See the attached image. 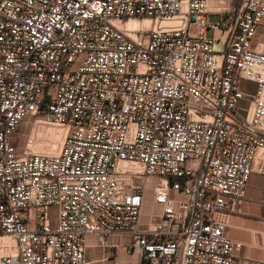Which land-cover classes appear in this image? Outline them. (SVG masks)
Instances as JSON below:
<instances>
[{
	"label": "built area",
	"instance_id": "1",
	"mask_svg": "<svg viewBox=\"0 0 264 264\" xmlns=\"http://www.w3.org/2000/svg\"><path fill=\"white\" fill-rule=\"evenodd\" d=\"M209 3L0 0V264H86L90 234L147 264H239L254 173L264 206V0ZM30 116L64 126L58 151L18 142Z\"/></svg>",
	"mask_w": 264,
	"mask_h": 264
},
{
	"label": "crops",
	"instance_id": "2",
	"mask_svg": "<svg viewBox=\"0 0 264 264\" xmlns=\"http://www.w3.org/2000/svg\"><path fill=\"white\" fill-rule=\"evenodd\" d=\"M264 20L258 27L254 45L264 51ZM61 131H65L62 127ZM62 136V139L64 138ZM263 177L252 174L247 186V198L239 204L238 209L230 216L228 236L242 242L238 252L239 264L246 259L264 261V206L259 203ZM162 215V206L153 200V194L147 193L142 211V224L146 228L158 223ZM168 239V236H164ZM86 264H147L142 260L139 249L133 247L129 235L114 234L100 240L97 235L86 237Z\"/></svg>",
	"mask_w": 264,
	"mask_h": 264
},
{
	"label": "rangeland",
	"instance_id": "3",
	"mask_svg": "<svg viewBox=\"0 0 264 264\" xmlns=\"http://www.w3.org/2000/svg\"><path fill=\"white\" fill-rule=\"evenodd\" d=\"M231 0H210V9L213 11L223 10L228 8ZM211 21L215 22L219 16L215 13L210 15ZM210 37L217 38L218 33L209 31ZM40 116H30L26 118L18 129V142L24 146L30 142V147L37 153H55L60 148L62 136L65 131L60 129L63 125L45 124L38 121Z\"/></svg>",
	"mask_w": 264,
	"mask_h": 264
},
{
	"label": "bare ground",
	"instance_id": "4",
	"mask_svg": "<svg viewBox=\"0 0 264 264\" xmlns=\"http://www.w3.org/2000/svg\"><path fill=\"white\" fill-rule=\"evenodd\" d=\"M229 7V6H228ZM149 22H146V24H148ZM131 24H134L135 25V22H131Z\"/></svg>",
	"mask_w": 264,
	"mask_h": 264
}]
</instances>
